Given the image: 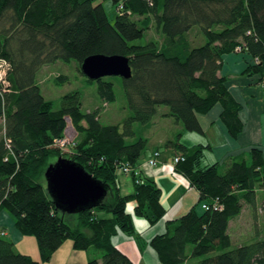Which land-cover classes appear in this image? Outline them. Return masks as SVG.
I'll use <instances>...</instances> for the list:
<instances>
[{"label": "trees", "instance_id": "16d2710c", "mask_svg": "<svg viewBox=\"0 0 264 264\" xmlns=\"http://www.w3.org/2000/svg\"><path fill=\"white\" fill-rule=\"evenodd\" d=\"M102 1L106 0H0V59L10 66L9 85L0 88L5 131L0 140V212L12 215L22 236L36 239L40 253V261L17 253L0 228V264L49 263L66 240L75 251L102 252L101 262L92 259L89 264H137L114 244L123 233L140 248L148 245L126 211L128 202H135L134 215L150 225L159 223L167 208L157 182L136 175L148 140L136 138L135 124L146 129L162 115L203 136L199 116L220 105L222 122L237 138L244 130L242 105L221 74L224 56L240 49L250 58L244 75L264 79V0H113L121 5L114 24ZM153 26L161 43H135ZM93 55L129 59L131 78L116 77L131 112L120 124H103L100 108L83 112L79 92L64 95L61 108L54 110L37 83L43 68L57 62L75 61L83 75L81 65ZM67 81L62 75L55 84ZM86 81L97 85L102 103L116 102L113 81ZM161 107L168 110L161 114ZM68 119L78 136L68 159L109 188L98 207L76 215L55 207L44 178L48 166L64 157L57 142L65 139ZM167 145L184 159L174 171L199 192V201L149 241L159 263L264 264V235L233 246L229 234L230 222L245 205L257 210L259 193L264 222L263 152L252 148L250 162L203 165L210 146L188 147L178 141ZM125 165L134 170V191L127 196L118 180V170ZM216 199L222 210L213 208Z\"/></svg>", "mask_w": 264, "mask_h": 264}, {"label": "rangeland", "instance_id": "374dc122", "mask_svg": "<svg viewBox=\"0 0 264 264\" xmlns=\"http://www.w3.org/2000/svg\"><path fill=\"white\" fill-rule=\"evenodd\" d=\"M102 5L108 15L110 22L114 24L121 5L116 6L113 3V0L102 1ZM134 19L138 20L137 18ZM192 40H193V44L195 45L197 41L195 34L192 35ZM148 41H155L158 44L162 42V37L160 33L157 31L155 26H153L150 29V31L146 33L144 39H141L135 43L145 44ZM4 69L5 67L3 66V64L0 63V75L1 74L4 75L3 74V72L5 73ZM7 75L8 73H6V76ZM62 75L68 77V81L61 85L55 84V79ZM106 80H111L115 83V93L117 99L116 102L113 104H104L101 102L97 91V85L96 84L90 85L87 83L86 77L79 72L78 65L75 61H71L69 63L57 62L56 64L47 66L43 68V70L39 73L37 77V83L39 84L44 97L47 100L53 102L54 110H59L61 108V101L64 95L72 92H79L81 95L83 112H91L96 110L97 108H100L101 110L100 118L103 124L105 125L120 124L124 119H126L131 115L130 110L127 108L126 96L122 89L121 82L116 77H107ZM1 82H2L1 86H3V84L6 85V83H4L3 81H0V83ZM260 88H261V81H260ZM261 92H262V88H261ZM167 110H168L167 107L160 108L161 114ZM154 122H155L154 124L155 126H153L151 129H148V127H150L152 124L148 126L146 129H144V127H141L138 124H135L134 126V129L136 131V138L142 137L148 140V146L146 152L143 158L141 159V161L139 162V165L145 162L146 160H148L147 157L148 152L153 151V149L157 147H160V149L163 150L166 156L169 158L170 156L174 155V150L168 149L169 147L167 144L169 142L178 141L182 145L191 147L196 145V138L197 139L201 138V135L197 133L187 132L186 129L183 127V125L180 123L179 125L174 118L168 120L163 116L158 115L155 118ZM4 134H5L4 120L0 119V140L4 138ZM65 140H66V146L61 148V150L64 154V158L68 159L73 152L71 146L74 144V142L78 140L77 133L74 130V127L70 119H68V126L65 133ZM160 149L159 152L161 157L162 152L160 151ZM207 151L208 150L205 151L206 152L205 154H207ZM204 164H210L206 158H204L203 160V165ZM223 172L224 171H222L221 173ZM179 176H180L179 178H181L189 188H193L188 180H186L181 175ZM168 193L171 192L168 191ZM218 201L220 203V200ZM261 203H262V194L259 193L258 201H257V210H253L250 206L245 205L242 213L230 222L229 234L231 236L233 246H240L247 243L248 244L253 243L258 238L259 234L261 236L264 235V222L262 218V213L260 212ZM134 208H135V202L129 201L127 204L126 211L132 217L135 216ZM197 210L201 211L202 209L199 206ZM186 213L182 214L181 216L185 215ZM9 216L13 221H15L12 215L9 214ZM141 220H145V219L142 218ZM1 230L5 233V237H6L7 235L6 231L3 229ZM136 232L139 233L138 230H136ZM7 239L11 240V237H7ZM132 239L135 241L134 238ZM133 245L134 244L127 242V244L121 245V248L123 249V251H125V253H128L130 257L133 258L134 261H136L137 263H141L139 262L140 261L139 250L134 248ZM143 246L144 244H142L141 247ZM15 251L17 253H28L29 255H33V258L35 260L40 261L39 248L37 241L34 237H26L24 242H17L15 245ZM101 257H102V252L96 249H91L88 252L75 251L72 247L71 240H66L63 246L55 254L51 262L41 263V264H89V261L92 259H96L99 260V262H101ZM142 264H146V263L143 262ZM155 264H159V260Z\"/></svg>", "mask_w": 264, "mask_h": 264}, {"label": "crops", "instance_id": "0c3cea01", "mask_svg": "<svg viewBox=\"0 0 264 264\" xmlns=\"http://www.w3.org/2000/svg\"><path fill=\"white\" fill-rule=\"evenodd\" d=\"M248 61H250V58L244 53H231L224 56L221 70V74L228 78V90L236 101L242 105L240 119L244 124L243 132L237 138H232L229 135L220 117L222 113L220 105H217L209 114L199 116L204 135L200 139L196 138V145L206 144L211 147L205 155L210 164L218 163L228 166L232 161L241 159L250 162V150L252 148H258L264 154V97L260 88V76L244 75ZM164 118L171 120V117ZM154 121L148 129L155 126ZM159 149L160 147H157L153 151L148 152V160L138 166L137 172L140 176L152 178L157 182L162 189V203L167 208V214L156 225H150L146 220H141L142 218L133 217L135 229L139 231L138 234L141 238L148 243L147 246L140 248L131 237L123 233H119L114 238V244L122 251L121 245L127 244V242L134 244V248L139 250L140 253L139 262L141 263L135 261L137 264H142L143 262L155 264L158 262L156 253L149 246V241L155 235L164 233L167 222L178 218L187 211L189 212L199 200V192L194 188H189L179 178L180 176L175 174V171H171L174 158L177 156L174 148H168L174 150V155L169 158L160 149L162 155L159 160V167L152 168L148 165L149 160ZM118 180L122 194L124 196L131 195L134 191L132 178L118 173ZM168 191L171 193H168ZM0 228L6 231V238L11 237V241L15 245L17 242H24L26 239L16 229L14 221L4 210L0 212ZM123 252L125 253V251ZM22 254L29 255L28 253ZM125 254L130 257L128 253ZM31 256L33 257V255ZM131 259L133 260V258Z\"/></svg>", "mask_w": 264, "mask_h": 264}, {"label": "water", "instance_id": "95a60500", "mask_svg": "<svg viewBox=\"0 0 264 264\" xmlns=\"http://www.w3.org/2000/svg\"><path fill=\"white\" fill-rule=\"evenodd\" d=\"M81 71L91 81L107 77L128 80L132 76L129 59L120 55L90 56L81 65ZM44 178L49 196L63 214L76 215L96 208L109 193V188L82 165L64 157L48 166Z\"/></svg>", "mask_w": 264, "mask_h": 264}, {"label": "built area", "instance_id": "2783aa9c", "mask_svg": "<svg viewBox=\"0 0 264 264\" xmlns=\"http://www.w3.org/2000/svg\"><path fill=\"white\" fill-rule=\"evenodd\" d=\"M238 52H241V50L239 49ZM0 63L3 64V66L5 67V73L3 72L4 75H0V81H3L4 83H6V85L3 84V86H1L2 82L0 83V88L3 87L4 89H6L9 85V83L7 82V79H6V73H8V71L10 70V66L9 64L5 61V60H1L0 59ZM4 76V77H3ZM6 76V77H5ZM3 77V78H2ZM261 88H262V95L264 97V79L261 81ZM7 144H9V141H7ZM58 146L60 148H63L66 146V140L65 139H62V140H59L57 142ZM9 147V145H7ZM159 158H160V152L157 151L154 153L153 157L149 160L148 162V165L152 168H157L159 167ZM179 160H184L183 158H180V157H175L174 158V163H173V166H172V170L171 171H174V168H175V164H177L179 162ZM134 172V170L132 168H130L129 166H123L121 167L119 170H118V173L119 174H122V175H125V176H132V173ZM136 175H139L138 172H136ZM138 182H141L142 181H138ZM213 208L215 210H222L223 209V206L219 203L218 199L215 200V202L213 203ZM204 209H209V206H204ZM1 236H5V233L4 232H1Z\"/></svg>", "mask_w": 264, "mask_h": 264}]
</instances>
